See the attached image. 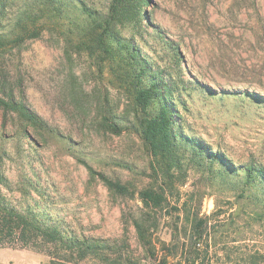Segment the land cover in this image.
Here are the masks:
<instances>
[{
  "label": "rangeland",
  "instance_id": "374dc122",
  "mask_svg": "<svg viewBox=\"0 0 264 264\" xmlns=\"http://www.w3.org/2000/svg\"><path fill=\"white\" fill-rule=\"evenodd\" d=\"M85 1L102 13L111 2ZM121 9L114 31L187 88L175 99L183 132L238 168L199 146L174 158L150 148L141 123L153 105L138 103L136 71L109 34L112 54L102 52L100 29L79 3L0 0V96L17 104L0 107V171L14 184L39 180L54 219L100 244L60 261L1 246L0 264H161L181 256L264 264V184H246L243 171L250 163L264 168V0H141ZM195 79L250 94L210 95ZM22 105L54 130L33 125ZM194 153L213 160L216 172L198 167ZM80 159L126 191L110 188ZM146 187L164 192L161 206H144Z\"/></svg>",
  "mask_w": 264,
  "mask_h": 264
},
{
  "label": "trees",
  "instance_id": "16d2710c",
  "mask_svg": "<svg viewBox=\"0 0 264 264\" xmlns=\"http://www.w3.org/2000/svg\"><path fill=\"white\" fill-rule=\"evenodd\" d=\"M56 1L62 3L63 0ZM71 1L79 3L82 13L88 15L96 27L100 29L97 39L102 52L106 55L112 54V50L105 46V35L109 34L116 41L119 49L124 52L125 59L133 71H136L138 103L145 108L150 104L153 105L152 112L141 123L143 138L150 148L163 157L174 158L179 153L188 155L189 148L199 146L201 149L213 154L214 158L219 157L221 160L231 164L233 168H238L229 162L225 155L211 151L208 146L201 143L195 136H188L183 132L178 121L179 111L175 99L178 100L177 97H180L178 96L179 93L187 88L183 87V84L174 81L171 78V72L158 71L154 68L153 64L144 57L137 44L130 39L121 37L114 31L116 23L124 15L121 9L122 3L124 2V5L125 3L134 5V2L140 4L141 0H111L105 13L98 12L93 8L91 10L85 0ZM168 44L171 45L170 43ZM173 50L175 56L182 54L179 47ZM260 69H264V62L260 65ZM166 76L170 77L171 80H168ZM192 83L194 86L207 91L210 95L238 96L243 95V93L250 94L248 90L223 89L218 91L196 79ZM16 105L13 95H8L7 99L0 96V107L4 111L15 110ZM20 109L33 125L51 129L28 107L22 105ZM105 120L114 131L120 132L122 130L121 126L111 121L110 117H105ZM51 130L54 129L52 128ZM190 159L198 167L216 172L213 160H205L198 153L191 154ZM80 161L87 165L93 176H98L110 188L126 191L124 186L95 170L85 160L80 159ZM243 171L246 184L256 181L261 185L264 184V168L250 163L243 167ZM39 182V180L23 177L14 184L4 172L0 171V247H28L45 252L52 259H57V261L73 259L75 254L79 257H85L92 251L96 252L100 248L98 240L84 235H76L69 226L55 220L50 209L43 207V199L46 198L47 188L41 186ZM17 193L20 196H17ZM139 195L144 206L150 210L161 206L165 200L164 192L152 187L140 190ZM137 229L144 239L140 224H137ZM172 253L174 257L178 254L176 251H172ZM189 259V257L182 258L181 256L172 262L167 257H164L161 264H196L194 260L190 261ZM201 264L204 263L202 262Z\"/></svg>",
  "mask_w": 264,
  "mask_h": 264
}]
</instances>
